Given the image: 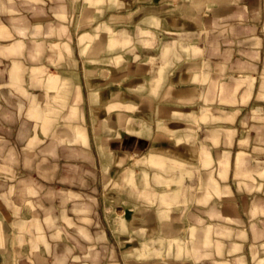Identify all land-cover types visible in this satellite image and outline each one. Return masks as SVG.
Masks as SVG:
<instances>
[{
	"label": "rangeland",
	"instance_id": "374dc122",
	"mask_svg": "<svg viewBox=\"0 0 264 264\" xmlns=\"http://www.w3.org/2000/svg\"><path fill=\"white\" fill-rule=\"evenodd\" d=\"M119 1L0 0L1 259L264 264L256 234L243 257L211 240L177 145L160 137L152 150L135 149L121 133L114 114L132 108L118 103L142 93L134 85L152 66L167 71L176 49L162 42L175 35L114 18Z\"/></svg>",
	"mask_w": 264,
	"mask_h": 264
},
{
	"label": "crops",
	"instance_id": "0c3cea01",
	"mask_svg": "<svg viewBox=\"0 0 264 264\" xmlns=\"http://www.w3.org/2000/svg\"><path fill=\"white\" fill-rule=\"evenodd\" d=\"M119 7L114 18L175 35L162 34V42L176 49L167 71L152 66L134 85L142 93L118 103L132 108L114 114L121 133L135 149L152 150L160 137L177 145L200 224L224 242L226 257L247 256L252 234L264 240V0H120Z\"/></svg>",
	"mask_w": 264,
	"mask_h": 264
}]
</instances>
